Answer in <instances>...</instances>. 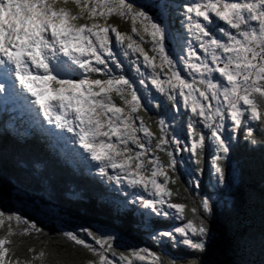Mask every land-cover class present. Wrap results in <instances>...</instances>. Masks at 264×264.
Here are the masks:
<instances>
[{
  "label": "snow or ice",
  "instance_id": "snow-or-ice-1",
  "mask_svg": "<svg viewBox=\"0 0 264 264\" xmlns=\"http://www.w3.org/2000/svg\"><path fill=\"white\" fill-rule=\"evenodd\" d=\"M185 11L186 30L203 53L188 47L187 58L182 57L187 78L166 50L165 27L131 0H0V66L15 76L49 122L69 132L78 129L80 146L100 163L101 175L143 189L151 197H138L143 208L165 220L179 221L156 233L154 240L167 238L174 248L183 245L202 252L209 234L205 216L212 207L206 198L199 204L180 199L179 188L174 187L178 184L176 160L168 145L190 152L199 166L206 141L211 140L212 167L222 183V161L230 153L224 131L244 128L246 138H251L255 124L264 133V0H193ZM112 17L129 24L130 30L121 31L110 22ZM217 20L226 25L216 29L225 39L213 35L210 26ZM116 48L125 57L130 53L142 57L144 69L151 71H141L132 62L142 77L140 84L147 77L174 107L179 109L182 102L210 136L189 122L188 145L179 149V140L170 141L163 134L165 120H159V133L154 132L141 115L144 105L133 83L113 74L109 61L121 67ZM161 152L167 155L166 161L158 155ZM107 168L119 173L111 176ZM193 184L199 187L198 181ZM42 232L21 214L0 210V264H49L46 247L37 252L30 246L27 256L16 253L25 238ZM80 232L94 243L73 231L62 236L86 249L93 259H58L54 264H164L146 249L118 254L111 235H98L88 228Z\"/></svg>",
  "mask_w": 264,
  "mask_h": 264
},
{
  "label": "trees",
  "instance_id": "trees-1",
  "mask_svg": "<svg viewBox=\"0 0 264 264\" xmlns=\"http://www.w3.org/2000/svg\"><path fill=\"white\" fill-rule=\"evenodd\" d=\"M69 7L74 8V5ZM110 22L117 25L121 31L130 30V25L117 17H112ZM196 50L203 56L198 47ZM153 103L155 104L156 100H153ZM158 114L153 111H141V115L152 124L153 131L157 133L160 130ZM226 123L231 125L230 120ZM179 125L180 123H177V126ZM182 130L185 132L183 128L177 129L180 132ZM205 130L207 132H203L204 135L209 137L210 131L206 128ZM240 130L243 131L244 128ZM226 131L228 132L227 129ZM241 131L239 143L230 148V164L227 159L222 161L225 170L222 183L218 176L212 175L207 169L211 166L213 156L211 140L206 141L203 162L199 165L200 171H197L201 173L204 183L206 180L211 181L209 186L199 185L196 188L199 189L197 193L192 180L188 182L178 168L175 170L178 184L174 187L179 188L180 199L189 204H199L206 198L212 207V212L205 216L209 234L204 239V250L198 252L183 245L177 246L173 255L178 257L179 264H264V150H255L247 142L243 143L245 134ZM163 134L170 141L174 136L167 126ZM252 137L264 139V133L257 127ZM182 139H186L185 134H182ZM179 146L180 149L184 148L182 143ZM168 147L173 149V152L177 149L175 144H169ZM182 168L188 171L183 165ZM71 171V163L66 169L58 167L48 161L45 152L38 146L20 145L8 139H0V191L3 195L0 210L15 213L18 202L11 198V193L16 192L22 195L23 199L35 203L42 211L39 215L31 212L29 208H24L23 213L21 211L25 218L35 222L43 232L39 236L25 238L16 248L18 256H27L28 247L35 246L37 252L46 247V251L51 254L47 257L49 264H54L58 259H93L86 249L71 244L62 236L68 226L81 224L92 231L98 229L107 235L115 234L121 241L128 240L126 242H132L131 244L140 248L142 245V249L155 254H165L167 262L164 264L173 260L168 244H163L159 249L151 239L159 231L178 225L179 221L147 216L151 219L149 220L145 213L136 210L135 206H128L120 201V198L105 195L99 187L97 189L88 182H81L76 178L75 172ZM185 188L188 189L187 192L184 191ZM80 190L85 195L82 198L78 192ZM146 194L148 197V193ZM134 214L141 220H136ZM81 237L89 243H94L84 235ZM13 239L19 241L20 238ZM153 242L157 241L153 239ZM115 251L117 252V249Z\"/></svg>",
  "mask_w": 264,
  "mask_h": 264
},
{
  "label": "rangeland",
  "instance_id": "rangeland-1",
  "mask_svg": "<svg viewBox=\"0 0 264 264\" xmlns=\"http://www.w3.org/2000/svg\"><path fill=\"white\" fill-rule=\"evenodd\" d=\"M156 14L154 13V14H152L151 16L153 17V16H155ZM190 119H193L192 121H193V123H196V118H194V117H191V116H185L184 117V122H188V121H190ZM191 122V121H190ZM188 124H189V122L187 123V126H188ZM196 127H197V130L198 131H200V132H204L205 131V128L203 127V125L202 124H200V123H196ZM184 132V131H183ZM184 134H185V136H186V139H183V140H186V142L189 140V137H188V129H185V132H184ZM141 136H142V134H141ZM173 137H175L177 140H179L180 139V137L179 136H173ZM179 149H180V146H179ZM177 151H179V150H177ZM89 154V153H88ZM90 155V154H89ZM158 155H160V157H161V159L162 160H167L168 159V157H167V155L165 154V153H158ZM186 158H185V160L183 161V166L190 172V168H189V166H190V158L189 157H191V154H190V152H188L187 151V153H186ZM179 159H182V155H181V152H178V156H177ZM197 167H200V166H197ZM110 170L108 171L107 169H106V171L108 172V174H110L111 176H115V175H117L118 173H119V170L117 169V170H113V169H111V168H109ZM192 170H196V167L193 165L192 166ZM83 177V176H82ZM84 178V177H83ZM195 180L196 181H198V178H195ZM199 183V182H198ZM200 184V183H199ZM129 186V185H128ZM128 186H126V187H128ZM194 190L197 192V193H199V189H196V187L194 188ZM79 192V195H80V198H82L83 196H85L83 193H82V191L80 190V191H78ZM134 192H135V196L136 197H134V199L132 200V198L129 200L130 202H128V204L129 205H131V204H133L134 206H136V210H138L139 211V209H142V211L144 212V213H146L147 214V216H150L151 218H158L159 216H157L155 213H153L152 211H151V209H146V208H143V207H138L137 205H138V203H140V201H139V199H138V197H140V195L141 194H143L144 195V191H143V189H140V188H134ZM2 194H1V191H0V200H1V198H2ZM65 197H66V195H65ZM11 198H13L14 200H16L17 202H18V207H17V205H16V203L14 202V201H12V202H14V204L16 205V209H14L15 210V213H18V214H21V211H22V213H23V209L24 208H26V209H28L29 208V210L31 211V212H34L36 215H39V214H41L42 213V211H41V208H37V205H35V203H30L29 201H27V200H25V199H23L22 198V195H20V194H18V193H16V192H13V193H11ZM67 198V197H66ZM149 198H151V197H149ZM2 208V204H0V209ZM169 211H174V210H169ZM51 213H54V212H51ZM22 215V214H21ZM23 216V215H22ZM135 216V218H136V220H141V218H139L138 219V217L136 216V215H134ZM44 217V216H43ZM160 218V217H159ZM142 225H145V224H142ZM82 228H86V227H84L83 225H81V224H76V225H74V226H68V229L66 230V231H73V232H77V234H81V235H83V233H81L80 232V229H82ZM94 232H96L98 235H103V236H109V235H107V233H103V232H100L98 229H96V230H94ZM128 232L130 233V231L128 230ZM113 235V237H115V239H114V241H113V248H115V249H117V253L119 254V253H121V252H123V253H128L130 250H144V249H142V248H144L142 245H140L142 248H140L139 246H137V245H134V244H131L132 242H126V241H128V240H123V241H121L122 239H120V238H118V236L117 235H115V234H112ZM111 235V236H112ZM129 239V238H128ZM157 242L156 243H154L153 242V238L151 239V242L153 243V244H155L156 246H157V248H162L163 247V244L165 245V244H168V246H170L171 247V250H170V252H171V254L170 255H172L173 256V260H175L176 262H177V264H179L180 262V260H178L177 258L178 257H176L175 255H173V253H174V251L176 250V247L174 248L173 246H172V244H171V242L167 239V238H163V239H157L156 240ZM204 243H206V241H204ZM150 245H151V243H149ZM149 252H151V253H154V252H152V251H150L149 250ZM155 254V253H154ZM157 256H159L164 262H167L166 261V259H165V254H162V253H158V254H156ZM109 257L111 258V259H117L116 257H112L111 256V254H109ZM136 264H146V262H141V261H136Z\"/></svg>",
  "mask_w": 264,
  "mask_h": 264
}]
</instances>
